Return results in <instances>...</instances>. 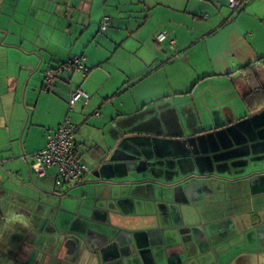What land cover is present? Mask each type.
Returning <instances> with one entry per match:
<instances>
[{
	"label": "crops",
	"instance_id": "1",
	"mask_svg": "<svg viewBox=\"0 0 264 264\" xmlns=\"http://www.w3.org/2000/svg\"><path fill=\"white\" fill-rule=\"evenodd\" d=\"M262 58L264 0H0V264H264ZM78 86L63 188L23 155Z\"/></svg>",
	"mask_w": 264,
	"mask_h": 264
},
{
	"label": "built area",
	"instance_id": "2",
	"mask_svg": "<svg viewBox=\"0 0 264 264\" xmlns=\"http://www.w3.org/2000/svg\"><path fill=\"white\" fill-rule=\"evenodd\" d=\"M246 0H226L227 6L233 11ZM108 24V17L104 16L100 22V30L104 31ZM154 40L160 43L167 40L172 54L169 59L181 55L175 47V40L167 36L164 31L154 35ZM84 56L72 54L67 60L54 67H48L43 74V88L51 89L55 79L64 71H79L85 77L89 68L84 63ZM89 93L80 86L68 93L67 113L58 126L46 134V141L42 148L23 155L33 173L38 176H51L55 185L68 188L77 183L83 175L89 173L92 167L83 163L77 156L73 136L78 126L72 122L69 113L78 102L87 103ZM97 114V113H95ZM29 158L31 161H29Z\"/></svg>",
	"mask_w": 264,
	"mask_h": 264
},
{
	"label": "water",
	"instance_id": "3",
	"mask_svg": "<svg viewBox=\"0 0 264 264\" xmlns=\"http://www.w3.org/2000/svg\"><path fill=\"white\" fill-rule=\"evenodd\" d=\"M125 157L126 158H129V159H134V157H135V155H133V154H130V153H125ZM45 221L46 220H43V222H42V224H44L45 223ZM42 226V225H41ZM53 231H56V235L57 236H64L65 234H66V231H58V230H52L51 231V233H53ZM76 235V237L78 238V239H82L83 238V236H81V234L80 233H76L75 234ZM68 240V239H67ZM72 241H73V243H75V241L73 240V239H71ZM66 244V243H65Z\"/></svg>",
	"mask_w": 264,
	"mask_h": 264
},
{
	"label": "trees",
	"instance_id": "4",
	"mask_svg": "<svg viewBox=\"0 0 264 264\" xmlns=\"http://www.w3.org/2000/svg\"><path fill=\"white\" fill-rule=\"evenodd\" d=\"M259 60L264 61V58L259 59ZM250 65H251V64L248 63V64L244 65V67H249ZM250 77H251V76H250ZM251 80H252V79H251ZM249 96H251V93H248V94L245 95V100H246V102H247L248 104L251 102V100L249 99V98H250Z\"/></svg>",
	"mask_w": 264,
	"mask_h": 264
},
{
	"label": "rangeland",
	"instance_id": "5",
	"mask_svg": "<svg viewBox=\"0 0 264 264\" xmlns=\"http://www.w3.org/2000/svg\"><path fill=\"white\" fill-rule=\"evenodd\" d=\"M136 1H138V0H136ZM171 54H172V50H171V48H170V53H169V56L167 57V59L168 60H171V59H169L170 58V56H171ZM179 57V56H178ZM178 57H175V58H178ZM174 59V58H173ZM81 73V72H80ZM70 113H72V112H70ZM264 134V133H263Z\"/></svg>",
	"mask_w": 264,
	"mask_h": 264
}]
</instances>
